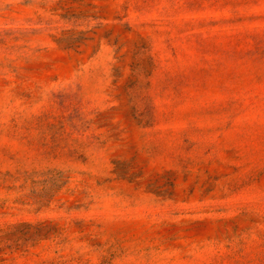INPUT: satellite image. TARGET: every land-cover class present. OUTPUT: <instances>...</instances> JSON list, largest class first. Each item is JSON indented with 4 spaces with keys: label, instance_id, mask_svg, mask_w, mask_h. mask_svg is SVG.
<instances>
[{
    "label": "rangeland",
    "instance_id": "obj_1",
    "mask_svg": "<svg viewBox=\"0 0 264 264\" xmlns=\"http://www.w3.org/2000/svg\"><path fill=\"white\" fill-rule=\"evenodd\" d=\"M0 264H264V0H0Z\"/></svg>",
    "mask_w": 264,
    "mask_h": 264
}]
</instances>
